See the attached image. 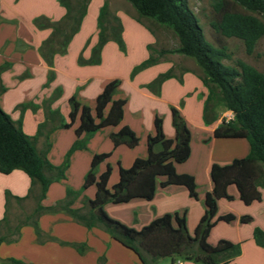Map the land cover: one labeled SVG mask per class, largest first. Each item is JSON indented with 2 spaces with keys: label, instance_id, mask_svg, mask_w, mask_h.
I'll return each mask as SVG.
<instances>
[{
  "label": "trees",
  "instance_id": "1",
  "mask_svg": "<svg viewBox=\"0 0 264 264\" xmlns=\"http://www.w3.org/2000/svg\"><path fill=\"white\" fill-rule=\"evenodd\" d=\"M126 1L135 8L139 22L149 20L171 29L179 41V47L172 53L193 59L202 69L204 75L201 79L209 90L204 106L205 121L214 124L222 113L230 111L234 114L232 121H222L214 131L213 137L245 139L250 145V153L246 158L235 160L230 165L213 166L214 194L207 196L205 214L193 235L188 231L186 217L179 214H166L140 230L111 218L104 209L107 204H124L135 199L152 200L157 191L158 178L170 174L169 171L173 170L175 164L185 163L190 158L192 138L190 128L180 111L172 107V124L175 130L173 139L166 137L163 120L157 116L154 121L155 135L149 136L147 140V160H137L130 170L121 169V180L113 189H109L106 175L97 180L95 167L111 154L94 157L85 185L88 187L96 184L94 199L88 200L87 204L80 208H75L74 204L79 194L68 189L66 200L57 206L88 229L103 228L114 240L133 251L140 264H157L165 258H170L172 264L180 260L197 264H233L241 254L240 245L228 240H220L216 245H211L209 238L213 228L220 221L231 223L236 219L233 214L217 218L219 200L231 199L228 185L240 178H250L257 183V187L264 189V73L242 60H237L236 66L224 64L223 61L231 59V55L227 53L225 47H217L206 39L203 26L189 6L190 0ZM232 1L252 14L232 11L225 3H218L215 5L216 19L210 22V26L221 37L241 40L247 53L252 54L258 41L264 37V23L253 15L264 16V0ZM60 3L66 9V15L61 22L49 25L53 33L41 47L42 57L50 67L53 66L57 54L66 53L71 40L80 30L89 0H60ZM97 23L98 43L93 50L94 60L91 64L101 62L102 49L109 41H115L124 49L123 24L118 16L110 13L108 1H105L100 9ZM167 53L171 52L160 51L159 54L163 56ZM158 58L151 55L137 69L143 70L157 64ZM79 62L90 64L82 58ZM49 77V80H52L54 73L50 72ZM171 77L170 72L161 74L151 86L156 84L160 92L163 83ZM120 86L121 81L118 79L109 81L96 99L95 111L82 104L75 96L69 99L70 123L60 126L70 128L77 121L79 124L75 130L78 139L67 154V162L75 151L85 148L86 143L82 142L84 136L102 129L121 126L127 101L115 99ZM3 90L1 89V92ZM47 103L50 102L44 101V106ZM28 107L29 105L21 106L23 111ZM50 134L46 135L47 148L44 151L38 150L37 141L43 136L40 127L35 137H29L23 131L22 121L15 124L0 106V171L3 174L23 171L31 178L33 185H40V201L35 210L36 214L50 209L43 207L40 202L46 198L53 182L65 179L66 167H56L47 158L51 149ZM110 138L115 149L122 145L129 148L139 145L137 134L129 126L120 127L117 132L110 135ZM46 172L51 176H47ZM167 184L184 185L191 190L194 189L191 177L173 175ZM238 187L247 205L260 198L257 190L247 193L245 186L238 184ZM84 210L87 211L83 212ZM38 220L33 222L37 235L40 234ZM250 221L249 216L241 217L242 223ZM21 227H17L15 237H12L10 242L17 241L16 236H19ZM54 240L59 241L56 238ZM5 241L6 237L1 236L0 245ZM254 241L257 246L264 248L263 230L254 231ZM0 262L26 264L13 258H0Z\"/></svg>",
  "mask_w": 264,
  "mask_h": 264
},
{
  "label": "crops",
  "instance_id": "2",
  "mask_svg": "<svg viewBox=\"0 0 264 264\" xmlns=\"http://www.w3.org/2000/svg\"><path fill=\"white\" fill-rule=\"evenodd\" d=\"M105 1H108L109 8L111 7L113 8L114 5H118L121 8L123 7L120 6L121 1L118 0H92V2L89 4L87 15L91 10L93 11L94 5L97 6L96 9L98 12H96L95 19H93V23L94 24L96 23V26L98 22L100 9L104 5ZM118 13L121 16V20L124 26L123 37L126 42L131 41L132 37H135L137 39L138 38L143 39V36L145 34L147 41L145 42V44L149 43L148 41L150 40L149 37L150 35L147 33L146 29H143V27H139L138 24H136L133 21V19L136 18L135 16H133L132 20H130L123 15V12H118ZM118 13L116 14V16L117 15L119 16ZM65 15H66V9L61 5L60 0H0V70H1L0 71V106L4 110V112L11 117L13 122H18L22 119L21 121H22L23 131L25 132V134L29 136L37 135L39 124L42 121L40 119H42L44 116L43 109L40 108L42 102H44L45 100L50 102L52 91L53 90L55 91L58 87H61L64 83H66V81H71L72 83H75V85L86 84V83L88 84V86L90 85L88 93L85 97L86 99L89 98L92 99L89 105L91 106V109L93 111H95V106H96L95 105L93 108V104L94 103L96 104L97 97L103 91L105 85L109 82V80L106 81L100 78H94V75H96L95 71L97 70V66L77 65L76 64L77 62L74 60V57L73 59L67 58L70 52L69 50L74 48L76 51L75 56L84 53L82 55L84 59L89 57L87 56L88 53L87 51L89 48L83 50V47L79 45L80 43L76 44L77 42L76 38H78L76 34L68 46V48L70 49L68 50L67 48L66 53H64V55L58 54L54 57L52 67L48 66L45 63V60L41 54V47L51 37L53 33V29L49 25L61 22L65 17ZM125 19L131 21V22L129 21L130 24L128 23V29L129 28L132 29V32H129V30L127 32L124 21ZM86 24H87V18H84L82 29L86 27ZM98 32L99 30H96L91 34L90 37V39L92 40L91 45L95 44V42L93 43V41L95 38H97ZM127 36L130 37V39ZM87 37L84 38L85 41ZM66 62H68L71 65L72 69L67 66ZM69 68L73 70L72 74H71V70L70 73L69 71L67 72V69L69 70ZM50 72H53L54 75L56 74L54 76V80L53 79L49 80ZM162 72L163 71H159V74ZM156 76H157V72H155L152 75V78H147L144 81L139 82V84H135V83L133 84L130 82L125 84L129 88V90L133 93V95H135L137 98L146 100L145 102L148 103L160 102V101L162 102V99L164 101L163 97L160 99L155 96L148 95L147 93H145V90L143 88H140V86L146 85ZM186 77L183 79V82L186 83L184 84L185 87L182 88V87H178L177 85H174L168 88L169 87L168 86L169 82H168L162 85L161 92L162 95L164 94V96H166L167 90L171 88H175L180 92H182L183 89L192 91L194 88H196V93L198 96H200V98H197L196 95L193 96L189 100L190 104L185 103V106L179 109L181 115L187 122L191 131V135H192L191 155L190 158L187 160V162L182 164H175L173 170L169 171L170 174H167L166 176H162L164 178L161 179L160 184L162 189L160 190L165 191L168 196L172 195L173 193L179 194V196L184 197V200L185 198H187L186 201L191 203L193 206L194 204H197V202L199 201L198 199L200 197L197 191L198 188L197 173L204 171L205 175L209 176L210 178V187L207 188L206 193L204 195V204H205L207 196H212L214 194V183L212 178L213 166L218 165L220 167H224L230 165L235 160L246 158L250 153V145L248 141L245 139H215L213 137L214 131L222 123V116L214 124L207 125L204 123L203 114H204V106H205L204 104L207 98V91L206 89H204L199 79L197 78L194 79L190 76H186ZM92 80L93 83H91ZM1 89H4L3 92H1ZM119 92L115 96V99H124L122 96L118 95ZM78 100L81 101L79 97ZM125 100L127 101V103L125 106L124 119L120 127L129 126L133 131H135V133L139 137V144L142 145V143L145 142V148L146 151L148 152L147 140L149 136L155 135L154 121L157 116L159 117V115L155 113L154 116L152 117V123L151 124L149 123L150 125H148V128L144 130L142 124L143 114H141V111L136 110L137 108L134 109L131 120L128 121L127 108L131 103L129 100L127 99ZM81 103L83 104L84 101L82 100ZM24 104L29 105V108L26 111L24 110L22 114L19 111V109ZM169 106L175 107V104L170 102ZM48 107L49 110L52 108L50 107V105L47 106V108ZM66 108L67 109L65 110V113L68 114L69 109L68 107ZM33 109H37V111L34 113ZM148 122H150V117H148ZM163 126L166 137H168L169 139H173L175 137V130L173 128L172 119H170L169 122H167L166 120L163 121ZM120 127H117L116 129L113 130L111 129L108 132V134L111 132L112 133L117 132L118 128ZM61 132H63L62 134L70 136L69 134L70 131L67 132L60 130V131H56L49 138V142L51 143V152L49 154V158L51 160V163L54 165H60L61 163L58 160L59 159L58 157L57 158L54 157L55 150L58 149L61 143H63V145H65L63 147V151L66 152L67 149L71 147L75 139V138L72 139V137L69 138V136L61 137L59 135ZM195 132L199 134L198 140L201 139L202 142L200 143L195 142V136H194ZM56 133L59 134L56 136L55 135ZM40 139L42 140L43 138L41 137ZM38 145L42 147V144L40 142H38ZM110 147L111 149L115 150L113 144H111ZM125 149H126L125 147L120 146L119 148H116V151L111 155H117L118 154L117 152L123 151ZM110 151L101 152L100 149L98 153L95 154L94 157L102 154H108V153L110 154L111 153ZM134 152H136V150L130 151V153H128L129 158H127L126 162L124 161L125 159L124 157L122 159L121 164L123 167H127V170L132 169L137 160H147L148 158L147 152H145L144 155L141 154L142 155L141 157L135 156ZM77 154L78 153L74 154L73 157H76ZM123 167L119 166L117 183H119V181L121 180V169ZM105 173H106L105 171L102 172L100 178L104 177L106 175ZM173 175L179 177H191L194 183V189L191 190L189 187L184 185L167 184L168 180ZM26 176H27L26 173L18 170L10 174H3L0 171L1 182H7L9 179L17 180L19 181V185L21 187L22 185L23 188L25 187V191L21 193L15 191V188L13 187L5 188L8 189L6 190L9 192L8 194H11L14 198L15 197L22 198V200L24 199V197H26L29 194V192L31 191V187H33L31 183V179H29V177ZM107 180L109 179L107 178ZM108 186H109V181H108ZM34 189H36L37 193L39 192V187L37 185H34ZM62 191H63L62 186L59 187V189L56 186L50 187L47 192L46 198L43 200L42 204L43 205L55 204V201L57 199H60L57 198L58 195H60L59 197L62 196L63 194ZM157 191H158V186H157ZM157 191L155 193L154 198L150 200V202H152V204H154L155 207L154 213H150V214L145 213L144 218L142 217L143 220H141L140 217H137L136 222L141 223L139 225H142V227H144L149 225L153 220L157 218H160L166 214H174V213L179 214L181 217L184 215L186 217V222H187L190 211L188 208H185L184 206L185 201L182 199H177V198L171 199L168 197L165 199L162 198L160 201L157 202V197L159 196L158 195L159 193ZM257 191L259 193L260 198L252 202L250 205H255L256 203L260 205L262 202H264V189L258 187ZM52 192L53 193L59 192V193L55 195ZM51 194H53L52 196L53 198L50 197ZM239 194H241V191H239ZM240 199L244 201L241 195H240ZM4 204H6L5 208L3 207ZM14 206L18 207V203L16 201H14L13 206L10 207V210L8 212L9 218L10 219L12 218L11 221L13 222L17 221L20 218V217L15 218L13 217V215H11ZM6 208H7V203L4 200V195L2 196V193H0V215L2 211L4 213L5 212L7 213V210L5 211ZM109 211L110 210L108 207V210L106 211L107 214L109 216H114L113 214H110ZM218 211H219V207H218ZM195 214H197V217H201V218L203 217L202 212H200L198 209L196 210ZM228 214H232V213H228ZM241 217L239 219L237 217L236 221L239 220L240 223L243 224L241 222ZM249 217H251L250 222L260 221L259 225H262L261 229L264 231V213L263 216L261 217H254L252 215H250ZM68 219L71 220L68 217L66 218L61 216L60 220L65 222ZM50 220H51V216L48 217L45 216V218L40 220L41 225H39V229L43 238L41 239L44 240V242L42 243L39 242V239L37 238L35 230L32 226L24 225L20 229L19 236H16L17 237L16 243H12V244L2 243L0 245V258L2 259L13 258L16 260L23 261L26 264H97L96 261L97 255L91 254L89 257H85V258L79 257L71 249L67 247H62L58 243L49 240L50 237H55L59 241H67V242L88 241L90 245H92L97 249V253H101L104 249H107L109 250V254H113L112 258H110L109 261L110 264H113V262L115 264H122V263L130 264L129 263L130 261L132 262L131 264H136L135 263L136 261H134L135 257L128 251L129 249L125 248L122 244H120L110 236L104 235V233H102L101 231L96 230V228L93 229L91 232L83 225H44L45 223L48 224ZM124 223L130 226L129 222L128 223L124 222ZM135 226L136 225H133L132 227ZM213 230L211 232L209 241L212 238ZM12 235H13L12 237H15L14 234ZM220 240H226V239H220ZM220 240H218V242ZM251 246L254 252H257L258 248H260L256 244H255L256 247L253 244ZM244 255H245L244 247L241 246V254L234 261L233 264H235V262L241 259V257ZM182 262L183 264L191 263L184 261ZM0 264L2 263L0 262ZM138 264H140V261L138 262ZM170 264H172V261Z\"/></svg>",
  "mask_w": 264,
  "mask_h": 264
},
{
  "label": "rangeland",
  "instance_id": "3",
  "mask_svg": "<svg viewBox=\"0 0 264 264\" xmlns=\"http://www.w3.org/2000/svg\"><path fill=\"white\" fill-rule=\"evenodd\" d=\"M118 1H121L120 6H123V7L121 8L118 5H114L113 8L112 7L109 8L110 13L112 15H116L118 12H123V15L126 16L130 20H132V17L135 16L136 18H134L133 21L136 24H138L139 27H143V29H146L147 33L150 35L149 36L150 40L148 41L149 43L145 44V42H147L145 34L143 36V39H139V38L137 39L135 37H132L131 41L129 42H126L123 37L124 49H122L119 46V44L116 43L115 41H109L102 49L103 55L101 53V62L99 64H94V63L91 64V61L94 60L93 50L98 43V36L93 41V43L95 42V44L91 45L92 40L90 39L91 34L94 31L98 30V23H97V26H96V23L95 24L93 23V19H95L96 12H98L96 9L97 6L94 5L93 11L91 10L88 15L86 13L87 15V17L85 16V18H87L86 27L82 29V25H83V22H82L80 30L76 34V36H78V38H76L77 39L76 44L80 43L79 45L83 47V50L86 48L87 49L89 48L87 51L88 52L87 56L89 57L84 59L82 56L84 53L81 55L78 54L75 56L76 54L75 48L70 49L67 47L68 50L70 49L69 50L70 52L67 58L73 59L74 57V60L77 62L76 63L77 65L97 66V70L95 71L96 75H94V78H100L106 81L115 80V79L120 80L121 86H120V89H119L120 92L118 95L122 96L124 99L129 100L131 103L127 108L128 109L127 110L128 111V116H127L128 121L131 120L132 113L134 112V109L137 108L136 110L141 111V114H143L142 124L145 130L148 128V125L152 123V117L154 116L155 113H157L163 121L166 120L167 122H169V120L172 119V114L170 112L172 107L169 106L170 102L175 104V107L178 108L179 110L185 106V103L190 104L189 100L193 96L196 95L197 98H200V96H198L196 93V88H194L192 91L183 89L182 92H180L179 90H176L175 88H171L167 90L166 96H164V94L162 95L161 91L158 92V88L156 87L157 86L156 84H153L151 86V84L154 83V81L161 74H165L169 72L171 73L172 77L167 79L164 82V83L169 82L168 88L174 85H177L178 87H182V88L185 87L184 84L186 83L183 82V79L186 76H190L194 79L195 78L199 79L204 89H206L207 91V96H208L209 90L204 85L201 79L204 74H203L202 69L196 64V62L193 59L187 58L180 54L172 53V51H175L179 47V41L171 29L165 26L158 25L155 22L149 21V20H142V22H139L138 15H137L135 8L126 0H118ZM91 2L92 0H89L88 8ZM218 3H225L226 6L232 11L252 14L250 12L245 11L240 5H238L232 0H190L189 6L192 9V11L197 15L201 25L203 26L206 39L217 47H225L227 49V53L231 55V59L224 60L223 61L224 64L229 65V66H236V61L242 60L246 62L247 64L255 67L258 71L264 73V37H262L258 41L254 52L252 54H248L246 51L245 45L241 40H238L236 38L227 39V38H224L218 35L210 26V22L216 19L215 5ZM253 15L258 17L264 23V16L260 14H253ZM118 18L121 20L120 14ZM130 20H126V19L124 20L127 32L128 30L129 32H132V29L130 28L128 29V23ZM123 32H124V26H123ZM85 37H87L86 41L84 39ZM128 38L130 39V37ZM149 47H151L153 50L152 49L150 50ZM160 51H167L171 53H167L163 56H160L159 54ZM61 55H64V54H61ZM151 55L154 56L155 58L159 57L158 63L148 68H145L143 70H138L137 68L142 63L147 61ZM81 58L83 61L85 60V61L90 62V64L87 62H79ZM66 63H67V66L72 69L71 65L68 62ZM70 68L69 70L67 69V72L69 71V73L71 70ZM159 71H163V72L159 74ZM72 72L73 70H71V74ZM155 72H157V76L154 79H152L149 83H147L146 85L140 86V88H143L145 90V93H147L148 95L155 96L160 99L163 97L164 101L162 99V102L161 101L152 102V103L145 102L146 100L137 98L135 95H133V93L129 90V88L125 84L128 82L133 83V84L134 83L139 84V82H142L147 78H152V75ZM111 78H114V79H111ZM53 80H54V77H53ZM91 83H93V80ZM89 86L87 83L75 85V83H72L71 81H66V83H64L61 87H58L55 91L54 90L52 91L49 104L47 103L46 106H44L45 104L44 102H42V105H40V108L43 109L44 116L42 119H40L42 121L39 124V127L43 132V136H42L43 139L42 140L39 139L37 141L36 146L38 150L44 151L45 148H47L46 147V135L50 134L51 131L52 133L49 135L50 137L56 131H60V130L67 131V132L70 131L69 133L70 136L62 134L63 132H61L60 134L56 133L55 135L57 136L59 134L61 137L69 136V138L71 137L72 139L75 138L73 144L75 143V141H77L78 138L76 136L75 130L78 127V124H79L78 121L74 125H72V127L70 128H61L60 125L64 123H67V124L70 123L69 113H70L71 108H70V104L68 100L70 97L75 96L77 97V99L79 97L81 101L82 100L84 101L85 105L90 106L89 103L91 102L92 99L90 98L86 99L85 97L88 93ZM41 90H42V87H41ZM49 105L50 107H52L50 110H49V107L47 108V106ZM95 105L96 104L94 103L93 108ZM66 107H68L69 109L68 114L65 113V110L67 109ZM28 108L26 109L23 108V109L26 111ZM19 111L23 114L22 108H20ZM36 111L37 109H33L34 113ZM224 113H222L220 117L223 116ZM148 117H150V122H148ZM203 121L205 124L209 125L205 121L204 115H203ZM18 122H15V124H17ZM116 128L117 127H110V128L102 129L88 136H84L83 138L84 140H82V142L86 143L85 148L75 151L69 157L68 159L69 162L66 161L67 154L69 150L72 148L73 144L71 145V147L67 149L66 152L63 151V147L65 146L63 145V143H61L58 149L55 150L54 157L56 158L58 157L59 158L58 160L61 163L60 165H54V164L53 165L56 167L65 166L66 169H65V179L61 181L53 182L50 186V187L56 186L58 189L61 186L63 187L62 196L59 197L60 195H58L57 197L60 199H57L55 201V204H50V205H43L42 204L43 201L40 202L43 207L45 208L50 207L49 210H42L39 214L35 213V210L38 207V203L40 201L39 200V194H40L39 184H35L39 187L38 193L36 192V189H34V185L32 184L33 187H31V191L22 200V198H18V197L14 198L11 194H8L9 193L8 191H6L8 189H5V188L13 187L15 188V191L17 192L21 193L25 191V187L23 188V185L21 187L19 185V181L10 180V179L7 182L0 181V193H2V196L4 195V200L7 203V208L5 209V211L7 210V213L6 212L4 213L2 211L1 213L2 216L0 215V225H1L0 237L5 236L8 241V242L5 241L3 243H7V244L16 243L17 241L10 242L9 240L12 238L13 236L12 234L15 233V230L17 229V227L24 226V225H30L35 230L33 222L39 219L38 225H41L40 220L45 218V216L46 217L51 216V220L49 221L48 224L45 223L44 225H83L84 226V224L74 221L73 218L68 213L62 211L60 209V206H57V205L58 203H61L62 201L66 200L68 189L79 194V197L77 198L74 204L75 208H80L83 205L87 204L88 200L94 199L97 186L94 183L88 187H85L86 179L92 169V165H93L92 163L94 161V156L96 153H98L100 149H101V152H108L111 150L110 154H113L116 151V149L113 150L110 147V145L113 144L110 138V135L112 134V132L108 134V132L111 129L113 130ZM67 132H64V133H67ZM198 135L199 134L195 132L194 136H195L196 143L202 142L201 139L198 140L199 138ZM35 136H29V137L33 138ZM38 142L42 144V147L38 145ZM122 146L125 147L126 149L123 151L117 152L118 153L117 155H110V157H108L106 160L102 162H99V164L96 165L95 167V176L97 180H100V177H101L100 175L102 174V172L104 171L106 172L105 173L106 179L107 178L109 179L107 180V183L109 181V186H108L109 189H113V187L118 182V169H119V166L123 167L121 164L123 157L125 158L124 161L126 162L127 158H129L128 153H130V151L136 150V152L134 153H135V156H138V157H141L142 156L141 154L144 155L145 152H147L145 148V142L142 143V145L139 144L135 148H129L125 145H122ZM50 152H51V149L47 155V158L49 162L51 163V160L49 158ZM76 153H78L77 156L73 157V155ZM122 169L127 170V167H123ZM46 174L47 176H51L49 172H46ZM163 178L164 177L162 176L158 178V182H157L158 191L157 192L159 193L158 194L159 196L157 197V202L160 201L162 198L165 199L168 197L171 199L177 198V199L184 200V197L179 196V194L173 193L172 195L168 196L165 191L160 190L162 189L160 182H161V179ZM29 179L31 178L29 177ZM197 182H198L197 191H198L199 196L201 197V198L199 197L198 199L199 201L197 200L198 201L197 204H194L192 206L191 203L186 201L187 198H185L184 200L185 208H188L190 211L189 217L187 220V227L191 235L194 234L195 228L197 227L201 219V217H197V214H195L196 210L198 209L200 212H202V215L205 214L206 207L204 204V195L206 193L207 188L210 187V178L209 176L205 175L204 171L198 172ZM31 183H32V180H31ZM237 183L242 186H245V191L247 193L250 191H256L258 188L257 183H255V181L251 180L250 178H240L238 180H235V182H232L230 185H228V194L231 197V199L230 200L222 199L221 201H219L220 203L218 202L219 211L217 214V218L225 214H228V213H232L233 215H235L236 219L237 217L239 219L241 216H250V215L254 217L263 216L264 202H262L260 205L258 203H256L255 205H246L244 201L240 199L241 194H239L240 190H239ZM57 193H53V194L56 195ZM53 194H51L50 197H52ZM14 201L18 203V207L14 206V209L11 215H13V217L15 218L16 217H20V218L17 221L13 222L11 221L12 218L11 219L9 218L8 212L10 210V207L13 206ZM3 207L5 208L6 204H4ZM108 207L110 210L109 211L110 214L114 215V216H110L111 218L123 224H125L124 222H127V223L129 222V225H130L129 227L136 225L135 227H132V228H135L137 230H140L141 228H143L142 225H139L141 223L136 222L137 217H140L141 220H143L142 217L144 218L145 213H148V214L154 213V210H155L154 204H152V202L143 200V199H135L129 203H124V204L109 203L104 207L105 211L108 210ZM86 211L87 210H84L83 212H86ZM61 216L66 217V218L68 217L71 220L68 219L65 222L61 221L60 220ZM236 219L231 223L220 221L214 227L212 238L209 241V243L210 244L212 243L211 245H216L218 243V240L226 239L228 241L233 242L234 244L240 245V247L241 246L244 247L245 255L242 256L241 259L237 260L235 264H264V248L260 247L258 248L257 252H254L251 246L252 244L254 246L256 244V243L254 244L255 241H253L254 231L256 229H261L262 225H259L260 221L241 224L240 221L239 220L236 221ZM84 227L87 228L86 226ZM95 228L96 230L104 233V235H108L112 238V236L101 227H94L92 229H88V228L87 229L92 232V230ZM37 238L39 239V242L41 243L44 242V240H42L43 238H42L41 233L37 235ZM54 238L55 237H50L49 240L58 243L62 247H67L71 249L79 257L85 258V257H89L91 254H95L97 255L96 257L97 264H110L109 261H110V258H112L113 254H109V250L107 249H104L101 253H97V249L93 247L92 245H90L88 241H83V242L63 241L67 244H61L59 241H55ZM128 251L132 255H134L135 257L134 261H136L135 263L138 264L139 261H138L137 256L132 251L130 250ZM129 263L131 264L132 262L130 261ZM170 263H171V259L165 258V259L160 260L157 264H170ZM113 264L115 263L113 262ZM190 264H197V263L191 262Z\"/></svg>",
  "mask_w": 264,
  "mask_h": 264
},
{
  "label": "built area",
  "instance_id": "4",
  "mask_svg": "<svg viewBox=\"0 0 264 264\" xmlns=\"http://www.w3.org/2000/svg\"><path fill=\"white\" fill-rule=\"evenodd\" d=\"M234 119V114L230 111L226 112L222 116V121L230 122ZM176 264H183L182 261H178Z\"/></svg>",
  "mask_w": 264,
  "mask_h": 264
}]
</instances>
